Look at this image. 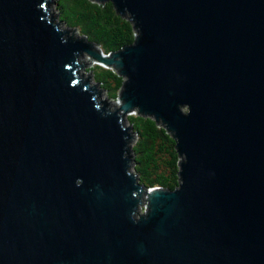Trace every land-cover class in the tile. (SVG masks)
<instances>
[{"label": "water", "instance_id": "obj_1", "mask_svg": "<svg viewBox=\"0 0 264 264\" xmlns=\"http://www.w3.org/2000/svg\"><path fill=\"white\" fill-rule=\"evenodd\" d=\"M47 1L0 0V264H264V0H109L134 28L109 53ZM78 57L123 78L115 109ZM131 112L172 189L130 172Z\"/></svg>", "mask_w": 264, "mask_h": 264}, {"label": "trees", "instance_id": "obj_2", "mask_svg": "<svg viewBox=\"0 0 264 264\" xmlns=\"http://www.w3.org/2000/svg\"><path fill=\"white\" fill-rule=\"evenodd\" d=\"M49 1V0H48ZM47 1V16L62 29H75L76 36L98 47L103 53H109L130 43L134 37L133 22L126 14V19L120 18L109 0H54L55 12L49 10ZM79 58V57H78ZM77 58V61H78ZM75 69V74L96 91V98L110 106L106 100H115L123 78L111 68L93 63L82 76ZM91 86V85H90ZM99 91H104L106 100H99ZM125 124L135 135L129 143L127 156L130 172L143 187H161L172 189L177 183L178 156L174 150V143L170 135L159 123L141 117L136 112L123 116Z\"/></svg>", "mask_w": 264, "mask_h": 264}, {"label": "rangeland", "instance_id": "obj_3", "mask_svg": "<svg viewBox=\"0 0 264 264\" xmlns=\"http://www.w3.org/2000/svg\"><path fill=\"white\" fill-rule=\"evenodd\" d=\"M53 1L54 0H49L48 1V7H49V10L50 11H52V12H55V9H54V3H53ZM54 22H56L55 20H54ZM61 28H64V27H62L61 26ZM68 34H72V35H74V36H76V35H78L77 34V32H76V30H73V31H71L70 30V32L68 33ZM93 63H95L94 61H93V59H90V58H81V57H79L78 58V61H77V65H79V69H78V73L79 74H81L82 76H86V74H88V72L86 71V69L90 66V65H92ZM90 85L91 86H95L94 85V82L91 80L90 81ZM89 85V86H90ZM98 99L99 100H106V96H105V92L104 91H99V93H98ZM106 101H108L109 102V104H110V106H112V107H116L117 106V102H116V99L115 100H106ZM123 122H124V124H125V120L123 119ZM126 125V124H125ZM127 126V125H126ZM130 135H132V139H129V143H132L133 142V140H134V138H135V135L133 134V133H131ZM130 170H132V167H130ZM143 205V204H142ZM142 205H140L139 207H140V211L142 210Z\"/></svg>", "mask_w": 264, "mask_h": 264}, {"label": "bare ground", "instance_id": "obj_4", "mask_svg": "<svg viewBox=\"0 0 264 264\" xmlns=\"http://www.w3.org/2000/svg\"><path fill=\"white\" fill-rule=\"evenodd\" d=\"M45 11L47 12V10L45 9ZM89 85V84H88ZM92 87V86H91ZM93 88V87H92ZM94 89V88H93ZM95 90V89H94Z\"/></svg>", "mask_w": 264, "mask_h": 264}]
</instances>
